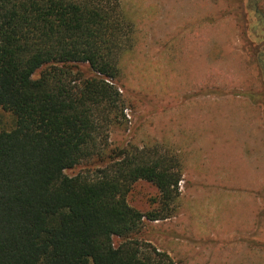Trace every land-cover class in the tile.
I'll use <instances>...</instances> for the list:
<instances>
[{"label": "trees", "instance_id": "obj_1", "mask_svg": "<svg viewBox=\"0 0 264 264\" xmlns=\"http://www.w3.org/2000/svg\"><path fill=\"white\" fill-rule=\"evenodd\" d=\"M229 1L243 8L233 28L264 75V0ZM123 12L120 0H0V107L16 117L0 131V264H178L132 235L174 215L179 156L110 142L127 106ZM97 158L92 173L65 172ZM139 180L157 187L155 209L129 202Z\"/></svg>", "mask_w": 264, "mask_h": 264}, {"label": "rangeland", "instance_id": "obj_2", "mask_svg": "<svg viewBox=\"0 0 264 264\" xmlns=\"http://www.w3.org/2000/svg\"><path fill=\"white\" fill-rule=\"evenodd\" d=\"M120 1L133 27L130 46L120 58L118 77L125 88L122 94L127 106L125 117L111 129L112 146L162 143L161 126L183 124L192 118L193 124L203 120L214 127L209 133L212 142L203 135L192 148L196 176L188 187L180 219L175 213L167 220L146 221L132 237L170 250L179 264H217L211 263L216 254L222 264L232 244V253H239L242 239L250 247L247 260L253 264L264 252V75L258 66L249 64L250 55L233 28L232 19L243 8L227 0ZM213 16L224 19L211 22ZM193 93L223 97L209 100L215 109L197 116V110L190 111L193 106L179 105L189 101ZM237 93L243 95L244 104L261 101L256 109L262 115V125H255L259 131L247 129L253 111L236 104ZM166 97L173 107L165 102ZM165 113H173L175 118L164 122ZM15 123V115L0 107V131L13 129ZM191 135L197 137L196 132ZM99 158L84 160L65 172L92 173L104 164ZM180 187L184 191V180ZM157 197L154 184L139 180L128 200L147 212L157 207ZM257 204L262 205L258 223L251 229V206ZM114 242L119 244L121 239L116 237ZM260 261L264 263V258ZM226 264H239V260Z\"/></svg>", "mask_w": 264, "mask_h": 264}, {"label": "crops", "instance_id": "obj_3", "mask_svg": "<svg viewBox=\"0 0 264 264\" xmlns=\"http://www.w3.org/2000/svg\"><path fill=\"white\" fill-rule=\"evenodd\" d=\"M237 85H238V87H241L240 84H237ZM196 88H197V85H196ZM193 90H196V89L194 88ZM193 94L194 95H192V97L189 96L190 97L189 101L180 102L179 105H181V103H187V105L189 104V105L193 106V108H191L190 111L192 113H194L193 110H197V112H198L197 116L201 115L202 113L203 114H208V113L205 112L206 109H209V108L215 109L213 107V105H209V100L217 101L220 97H223V95H218L217 94V96H214V95H211V94L209 95V93L199 94V95H196L195 93H193ZM169 98L170 97H166L165 98V102L168 103V105L170 107H173V104L171 103ZM234 99H235L236 104L239 105V103H240L241 105H246V106H249L250 108H252V111H253V113L251 115L252 121H250V120H248L247 122L245 121L247 123L246 126H247L248 130H250L251 127H252L253 130L259 131L258 129L255 128V125L256 124L257 125L258 124L262 125V123H261L262 115L260 113L258 114L256 112V109L257 108L260 109V105H262L261 101L254 100V101H252L253 103H251V105L244 104L242 102L244 100L243 95H240L238 93L236 94V97ZM221 106L222 105H220V107ZM167 110L168 109H165L164 111L166 112ZM167 115L170 118H167ZM174 118H175V114H173V113L172 114L171 113H165L164 122L168 121V120L172 121ZM160 119H161V117H160ZM193 121H194V118H192L191 121L183 123V124H174V122H171L170 126L163 125V126L160 127V131L162 130L163 133H164V136H163L164 139H162V140L160 139L162 141V143L159 142L158 145L161 146V147H164V148H167V149H170V150L174 151L179 156V159H180V162H181V171H182V174H183L182 175V180L185 181L184 191L181 190L183 187L181 188L180 187V183H179L180 195H179V197H178V199L176 201V210H175V213H177V215H178L177 216L178 220L181 217L180 214L184 210L183 205L185 204V201H186L187 196H188V187L192 185L191 181H192L193 177L196 176V170L194 168V158L191 157V154L193 153L192 148L194 147L195 143L198 144V142H197L198 139L202 138L203 135H205V137L209 139V142H212V140H211L212 135H210L209 133L214 131V127L212 128L210 124L205 123L203 120H199L198 124H193ZM263 130H264V128H263ZM193 132L197 133V137H194V135H191V133H193ZM198 133H201V134H198ZM203 133H205V134H203ZM224 135H225L224 137L226 138L227 135L226 134H224ZM251 159H252V156H251ZM261 206H262L261 204L260 205L257 204L255 206H251V212H252L250 214V219H252L251 220L252 223L250 224V228L251 229L254 226L256 227V225L258 223L257 218H258ZM175 213H174V215H175ZM167 219H169V218H167ZM167 219H164V220H167ZM177 230H178V228H177ZM198 231L199 230L197 228L194 229V232H196L197 234H198ZM224 236H227V235H224ZM238 243H240V249H239L240 251H239V253H236V254L232 253V250H233V247H232L233 244H232L230 246V251L231 252L227 253L225 255V260L226 261H224L222 264H226V263L229 262V260H233V259L234 260L238 259L239 260V264H247V262H248V264H250L251 260H247L248 259L247 257L249 256L248 249L250 247L248 248L247 244H245L242 241V239L239 240ZM217 244H219V243H217ZM220 244H223V245L226 246V244H228V243L221 242ZM231 247H232V249H231ZM242 249L244 251H242ZM169 251L170 250H168V253H169ZM262 258H264V252H262V256L260 257V259L252 261L253 264H264V263H259V262H261L260 260H262ZM214 261H216L217 264H221L218 261L217 254H216V257L212 258V262L211 263H213Z\"/></svg>", "mask_w": 264, "mask_h": 264}]
</instances>
